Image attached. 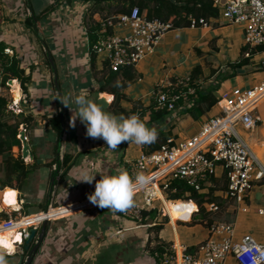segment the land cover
<instances>
[{"label": "crops", "instance_id": "0c3cea01", "mask_svg": "<svg viewBox=\"0 0 264 264\" xmlns=\"http://www.w3.org/2000/svg\"><path fill=\"white\" fill-rule=\"evenodd\" d=\"M109 3L97 4L94 0H68L65 6L67 8H65L62 6V0H17L16 9H23L24 12L26 8L27 11L31 12L32 10L34 15L38 16L36 19L33 18L34 24L36 21H39L37 23L40 26L42 24L46 39L39 31L36 33L38 38H33L34 32H31L33 29L27 26V19L23 21L21 19L22 22L6 21L5 18L0 19V42H4L6 47H11L14 50V56L21 60V65L25 67L27 73L32 77L30 96H27L21 85L24 94L22 108L23 113L34 115L35 122L33 126L28 127V144L21 142V146H16L14 152L16 156L21 154L26 163L40 165L32 173L22 190L19 188L14 189H17V206H5L3 204L6 189L12 188L0 189V213L6 212L12 218L13 212L21 208L22 213L27 214L25 212L27 206H31V202H34L36 206L41 207V210L30 213L29 219L27 220L26 218L25 221H29L31 218L35 219L44 214L43 212L45 211H50V217H54L48 223L47 236L31 264H157L155 261L157 259L156 253H164L168 249H172V247L179 254L183 247L187 248V252L194 253L200 243L209 235V228L206 223L208 220L203 221V218H200L198 214L194 216V213L198 211V205L193 200L191 202L183 201L184 204L191 205V213L188 217L182 218L177 215H170L169 212L168 215L163 207L158 206V209L155 204L154 208L151 209H154V213L156 211L155 217L151 215V212L148 218L145 219L144 217L141 223L124 217L122 212L94 206L88 200V195L95 191V183L102 178V174L112 175L119 171H127L131 175L129 163L137 159L146 150L145 145H136L128 142H122L117 150H111L104 140L87 137L86 127L79 119L76 121L75 128L70 126V118L73 115V111L57 99L59 96L67 94L75 96L81 90H84L88 97L98 104H101L99 102L100 98H106L109 105L104 107L105 110L109 113H116L112 105L115 95L109 92H99L100 88L105 85L104 79L113 72L110 71L108 63L107 67L104 66L103 60L105 57L103 55L97 54L98 56L93 62V54L90 51V48L98 38V31L105 17L109 18L116 15L114 14L116 3ZM47 6L50 9L45 12L44 9ZM0 10L2 16L4 11L1 7V0ZM40 11H44L42 15L39 13ZM53 13H56L55 19L48 21L46 19L47 16ZM142 13L146 14L145 11ZM221 13H223L222 9ZM29 18H32V16ZM40 21L42 22L41 24ZM164 21L172 23L170 20ZM210 25L211 27L209 28L190 29H188L189 27L175 28L174 26L173 30H177L180 33H184L187 30L198 32L199 44L207 43L206 47L210 46V51L211 49L220 51L223 60L222 64L218 63L216 65L212 64L210 60H203L201 64H194L190 69L188 66L184 67L188 59L183 56L181 62L177 66H173L166 60V56L161 53L165 50V46L168 43L170 31L163 37L155 53L142 60L136 69L124 68L121 72H118V81L121 80L126 84L120 90L121 93L126 95V98L121 101L123 108L126 111H131L137 105L139 109H147L156 102L154 93L159 83L162 81L173 82L187 75L192 77L193 70L198 66L201 67V71L198 70L200 73L197 78V82L200 84L199 87L203 91L208 88H216L219 101L223 93H233L236 90H246L258 85L245 86V74L249 75V73L255 72L253 69H258L261 65H264V52L258 53L252 59V63L255 65L244 66L238 70L236 76H232L233 69L231 64L240 61L241 57H250V51L243 55L242 49L245 46H249L250 49L255 48L246 43L244 26L233 23H225L224 26H221L222 24L216 20ZM92 26L97 28L94 31L96 40L93 44L89 34ZM221 31H224V36L227 35L229 40H234V46L237 47L238 53L233 50L231 56L230 53H226L220 48L223 41L226 40L222 36ZM124 32L123 30L117 31L120 34ZM84 40H86L85 52L82 49L79 50L77 46V43ZM40 41H42V51L45 52V55L40 52ZM186 41L190 42V35L186 36ZM172 48L173 46H170L168 51H171ZM204 49L195 47L192 53L190 50V53L194 55L195 50H199L200 53H196L201 57ZM14 56L12 58L7 56L6 58L11 61ZM219 61L220 59H218ZM225 65L226 69H224ZM160 68L168 70L164 76L165 78L156 74V70ZM262 68L260 67L259 70ZM207 70L211 72L212 76H215L214 79L208 80L209 83L211 82L208 88L205 87L207 81L205 73H207ZM135 79H139L141 84L147 79V86L143 85L138 89L140 96L135 95L137 92L131 86ZM156 82L158 83L156 84ZM192 86L196 89L195 95H191L189 103L180 101L177 104V112L174 116L167 118L161 123H150L148 113L144 118L145 124L149 128L155 127L157 130L165 128L166 131L171 129L172 124H175L176 127L173 129V134H175L174 140L176 141L191 137L188 136L191 128L195 127L193 131L196 134L209 117L220 113V105L218 101V104L212 109V111L218 109V112L213 115L203 116L199 120H195L192 116L185 114L184 111L193 106L194 99L197 97V88L193 85V81ZM109 87L112 86L109 85ZM262 100L257 105L255 112L262 118L257 129L250 131L244 127H239L238 132L242 139L249 144L258 162L264 166V100ZM57 114L63 117L61 118L63 125L62 137H59L52 130L49 123V119ZM198 124L200 126L196 128ZM66 154L72 156L74 166L66 174V177L61 180V176L65 171L64 158ZM131 155H134V157ZM51 161H53V164L48 165ZM56 166L62 167L59 176L55 178L56 184L54 182L52 189ZM86 172L96 175L95 180L91 184L77 181ZM218 173L221 177L224 175L222 169H219ZM225 183H227V179L223 178L219 185H209L211 188H216L213 196L220 202L224 201L220 197L221 194L218 193V190L219 188L223 190L221 187ZM207 190L208 187L204 191L207 192ZM247 196V202L245 203L248 204V212L238 213L236 210L233 211L231 207L224 209L223 205L225 203L221 205L218 200L205 202V207L209 203L218 202L221 208L218 213L208 211L206 208L210 216L217 218L216 220L227 219L233 221L236 226L239 214L252 212L250 207L252 203L258 205L256 209L258 215L259 209L264 207V181H255L253 191ZM80 202L88 204L84 208L75 209L76 211L57 212V210L74 206ZM134 202H142L141 193L135 195ZM157 202H160V200ZM170 202L174 204H180L181 202L182 204V201H169L167 204H171ZM160 205L162 206V204ZM9 210L12 213H9ZM166 215L169 216V219L166 218L164 220ZM1 218L2 216H0V220ZM42 224L38 226L39 231ZM11 232H18L19 234L17 235L19 239L16 242V249L13 252V254L17 253L19 257L14 261L9 259L8 264H18L20 256L24 254L25 248L21 243L24 237L20 233L19 226L10 229ZM243 235L244 233L238 234L236 228L235 240L240 239L241 241ZM37 240L38 235L34 239V243ZM158 245H163L164 249L162 251L159 250L157 248ZM107 253H110L111 256L107 255ZM105 254L108 257L107 259ZM24 255L26 260L28 254ZM227 264H236V261L234 258H230Z\"/></svg>", "mask_w": 264, "mask_h": 264}, {"label": "built area", "instance_id": "2783aa9c", "mask_svg": "<svg viewBox=\"0 0 264 264\" xmlns=\"http://www.w3.org/2000/svg\"><path fill=\"white\" fill-rule=\"evenodd\" d=\"M214 3L222 9L228 23L244 26L248 45H264V0H214ZM189 20L191 28L211 27L205 19L191 17ZM173 28L172 23L159 18L149 19L138 7H134L129 13L105 19L90 51L103 55L113 72H120L124 68L136 69L142 60L155 53L163 37ZM118 30L125 32L120 34L117 33ZM7 56H14L11 47H6L4 53L0 54V99H6L9 109L19 114L23 112L24 94L19 79L9 77L6 73L5 69L9 64ZM16 91L19 92L18 97L15 95ZM195 92L190 75L173 82L162 81L154 93L156 107L171 111L174 116L177 104L180 101L189 103ZM263 98L264 81L246 90L223 93L219 101L220 113L209 117L196 134L181 141L170 140L157 151L144 152L130 162L131 176L135 177L142 172L150 177V182L136 187L135 195L141 193L142 202H134L123 211L124 217L141 223L144 212L154 208L159 200L168 214L166 204L174 200H168L164 190L168 189L170 179L182 180L194 190L204 192V185H214V178L220 176L219 169L223 170L224 178L227 179L226 188L218 190L220 197L233 211L248 212L249 207L245 205L247 195L253 191L255 181H264V166L258 162L249 144L242 139L238 128L244 127L250 131L257 129L262 118L255 112ZM17 137L22 143L28 144L26 125L20 126ZM61 167H55L56 171L59 170L57 176ZM87 204L80 202L74 206L81 209ZM206 208L215 213L221 211L218 202L209 203ZM16 212L17 217L4 224L21 222L30 217L23 214L21 208ZM258 213L264 217V207ZM53 218L50 217L49 221ZM42 223V219L34 223H23L24 225L19 226L21 235L28 237L29 229ZM206 223L209 235L200 243L196 252L189 253L183 247V252L181 250L179 254L172 247L164 253H156L157 264H227L230 258H234L236 264H264V243L257 242L250 234L237 242L233 221L218 219Z\"/></svg>", "mask_w": 264, "mask_h": 264}, {"label": "trees", "instance_id": "16d2710c", "mask_svg": "<svg viewBox=\"0 0 264 264\" xmlns=\"http://www.w3.org/2000/svg\"><path fill=\"white\" fill-rule=\"evenodd\" d=\"M97 4H102L103 2H115V11L114 14L129 13L134 7H138L141 12L146 13L149 19L159 18L161 20H170L175 28L181 27H190V16H193L196 19H205L207 22L212 23L217 20L221 15V8L214 3V0H94ZM111 4V3H109ZM112 5V4H111ZM50 7H46L45 12L49 10ZM42 12L39 13L42 15ZM38 14V15H40ZM44 14V13H43ZM40 15V16H41ZM108 17H105L107 19ZM27 26L32 28L35 33H37V28L34 24L33 18L27 19ZM95 26H92L90 29V40L92 44L96 40L95 35ZM6 45L4 42H0V54L4 53ZM250 51V57H241L240 61L232 63L231 67L233 69L232 76L238 74V70L242 69L244 66L255 65L252 63V59L261 52H264V45L257 46L254 49H250L249 46H245L242 49L243 55ZM92 61L96 60L98 56L96 53H92ZM104 66L107 67V61L104 59ZM262 64V63H261ZM260 67H264L261 65ZM259 67V68H260ZM257 68V67H256ZM255 69L256 70H259ZM126 69V68H125ZM6 73L9 77L17 78L21 81L22 88L27 96H30V88L32 87L31 75L27 73V70L24 66L21 65V60L14 56V58L9 61V64L6 66ZM123 70V69H122ZM121 70V71H122ZM201 67L198 66L193 70L192 81L193 85L197 88V97L194 99V104L192 107L187 108L184 113L192 116L195 120L201 119L203 116L208 115L212 109L218 104V95L216 88H208L206 91L201 90L199 87L200 84L197 82L199 77V71ZM111 71V70H110ZM120 71V72H121ZM113 72V71H112ZM118 72H113L104 79V86L100 88L99 92H109L115 95L113 101V107L117 114L123 115L125 117L131 115H137L143 121L145 116L149 113L150 123H161L164 122L167 118L172 117V112L167 110L156 109V102L151 104L147 109H139L136 105L131 111H126L122 106V100L126 98L124 93H121L120 90L125 87L123 81H118ZM119 82V86H117ZM111 85L112 87H109ZM35 117L29 113H19L16 114L8 110V101L4 98L0 99V189L4 190L5 188H19L22 190L27 184L32 173L39 168L40 165L26 163L25 159L21 154L18 156L15 155L14 148L16 146H21V141L18 139L17 135L19 133V128L22 124L27 127L34 125ZM52 130L57 133L59 137H62L63 128L62 120L60 114L52 116L49 119ZM175 124L171 125V129L166 131L165 128L158 129V139L155 143L146 146V153H152L160 149L164 144L169 143L170 140L175 139V134H173V129ZM53 161L49 162L48 165H52ZM65 171L61 176V180L66 177V174L74 166L72 156L69 154L65 155L64 158ZM55 175V173H54ZM224 178V175L221 177L214 178V184L219 185ZM168 189L164 190V195L168 200L177 201H186L191 202L195 201L198 205V211L195 214L200 215L202 220H208L209 223L216 220L217 218L211 217L210 213L206 210L205 202L218 199L213 196L216 188H211L209 185L207 192H198L191 188L186 182L178 179L169 180ZM56 184V180H55ZM226 184H223L221 188H226ZM218 189V188H217ZM220 189V188H219ZM17 190V189H16ZM220 202V200H218ZM172 203V202H170ZM225 202H220L222 205ZM158 210V209H155ZM153 210H147L144 212L145 219L148 218V215L152 212V216L155 217ZM18 215V212H13V217L11 218L8 213L2 212L0 223L8 222L11 219H15ZM25 215H29L28 213ZM193 216V218H194ZM168 219V217H166ZM29 218H27L28 220ZM5 234V233H4ZM3 235V234H2ZM34 245V242L32 243ZM32 245V246H33ZM25 248V244L23 243ZM2 248V247H1ZM159 250H163L164 246L158 245ZM157 250V249H156ZM29 251L24 249V254H28ZM5 257H14L17 253L13 255L3 254ZM154 264V263H150Z\"/></svg>", "mask_w": 264, "mask_h": 264}, {"label": "clouds", "instance_id": "9594fccd", "mask_svg": "<svg viewBox=\"0 0 264 264\" xmlns=\"http://www.w3.org/2000/svg\"><path fill=\"white\" fill-rule=\"evenodd\" d=\"M57 99L73 111L70 118L71 127L75 128L79 119L86 127L87 137L104 140L111 150H117L122 142L150 145L158 139L157 129L149 128L137 115L125 117L111 114L102 104L90 99L84 90L78 95L67 94ZM95 178L96 175L86 172L77 181L91 184ZM149 182L150 177L142 172L137 173L135 177L127 171H119L112 175L102 174V178L95 183V191L88 195V200L101 209L123 212L133 205L136 187ZM0 264H7L3 254H0Z\"/></svg>", "mask_w": 264, "mask_h": 264}, {"label": "rangeland", "instance_id": "374dc122", "mask_svg": "<svg viewBox=\"0 0 264 264\" xmlns=\"http://www.w3.org/2000/svg\"><path fill=\"white\" fill-rule=\"evenodd\" d=\"M67 2H68V0H62V6L65 7ZM16 3H17V0H1V7H2V10L4 11V13L1 16L2 12L0 10V19L5 18L6 21H8V20L21 21V19H22V21H23V20L28 19L30 16H32V18H35V19L38 18V16L34 15V12L32 10L30 12L29 10L27 11L26 8H25L24 12H23V9H21V10L20 9H16L17 8L16 7ZM65 8H67V7H65ZM55 15H56V13L50 14L49 16H47L46 19H48V21L49 20L53 21V19H55ZM216 21H219V23L222 24L221 26H224L225 23H228L227 20L224 18L223 13H221L220 17ZM37 22H39V21H36V23H35L37 31H39V33H42V35L46 39V35H44V33H43L44 32V28L42 27V24H41L42 22L40 21L41 26ZM45 25H46V23H45ZM190 28L191 27H189L188 29H190ZM31 32H34L33 33V38H38L37 34L35 33L34 30L33 31L31 30ZM223 32L224 31H221V34H222L223 37L226 38V40L223 41V43L221 44L220 48L223 51H225L226 53H230L231 56L233 54V52H232L233 50H236V53H238L237 47L234 46L235 45L234 44V40H229V37L227 35L224 36ZM189 35H190V42H187L186 41V36H189ZM168 38L169 39H168L167 45L165 46V50L163 52H161V53L166 56V58H167L166 60L168 62H170L173 66H177L179 64V62H181V58L183 56H185L184 58L188 59L187 64H185L184 67L188 66L190 69L192 68V66L194 64H201L203 60H206V61L210 60V61H212V64H216V65L218 63L222 64V62H223L222 55H221L220 51H217V50L214 51L213 49H211V51H210V46L206 47L207 43L199 44L200 42H199L198 32H193L191 30H187L184 33H180L177 30H172L169 33V37ZM33 41L35 42V40H33ZM39 43L41 45L42 41H40ZM77 46H78L79 50L82 49V51L85 52L86 48H84V47H86V40H84L83 42L77 43ZM170 46H173V48H172L171 51H168V48ZM195 47L201 48V49L205 48L204 49V53H203V55L201 57H199L198 54H197V53H200L199 50H195L197 53L194 52V55H191V53H192V51H194ZM47 50H48V48H47ZM190 50H191V53H190ZM40 52L42 54L45 53L44 51H42V45L40 47ZM218 59H220L219 62H218ZM207 66H209V65H207ZM224 67H225L224 69H226V65ZM156 71H157L156 74L158 76L160 75V76L164 77L165 74H166V71H168V70L160 68L159 70H156ZM253 71H255V70L253 69ZM162 73H164V75H162ZM205 74H206L205 76L207 78L205 87L208 88L210 86V84H211V82L209 83L208 80L209 79H214L215 76H212L211 72L209 70H207V73H205ZM263 79H264V67L262 69H260V70H257L255 72H253V73H249V75L245 74L244 85L245 86H248V85L249 86H253V85H256V84L259 85L262 82ZM146 81H147V79H146ZM146 81L141 84V83H139V79H135L131 83V86L134 87V91L137 92L135 94L136 96L137 95L140 96L139 93H138V89L141 86H143V85L147 86ZM158 82H156V84ZM8 110L13 112L12 110L9 109V107H8ZM216 112H218V109L216 111H212L208 115H213ZM111 114L115 115L116 113L112 112ZM116 115L120 116L119 114H116ZM199 126H200V124L196 125V128H198ZM194 129H195V127L190 129V133L188 134V136H192L194 134V132H195V131H193ZM131 156L134 157V155H131ZM160 204H162V206ZM30 205L31 206H27V209L25 211L28 214L33 213V212H39L41 210V207L36 206L34 204V202H31ZM156 205H157V208H158V206L159 207H163V203L161 201L160 202H156ZM245 205L248 206L247 203H245ZM228 206L229 205L224 204L223 208L226 209ZM250 207L252 209L251 213H248V214L241 213L237 217L236 228L238 230V234L244 233V235L242 237H244L245 235L250 234L256 239L257 242L264 243V217L260 216V215H258L256 213V209H257L258 205H256L255 203H252V205H250ZM9 213H12V211L9 210ZM50 213L51 212L49 211L48 215H50ZM168 215L164 216V220L166 219V217H168V219H169ZM18 219H19V217H18ZM31 219H33V218H31ZM4 223L5 222L0 223L1 224L0 226H4ZM0 232H2V231H0ZM1 235L2 234H0V236ZM236 241L240 242V239H238ZM19 247H21V245H19ZM0 253L1 254H6V255L13 254V252H9L8 250H5V249H3L1 247H0ZM107 255L111 256L110 253H107ZM107 255L105 254L106 259L108 258ZM18 257H19V255L17 254V255H15L12 258L5 257V259H6L7 264H8L9 259L14 261Z\"/></svg>", "mask_w": 264, "mask_h": 264}, {"label": "bare ground", "instance_id": "6f19581e", "mask_svg": "<svg viewBox=\"0 0 264 264\" xmlns=\"http://www.w3.org/2000/svg\"><path fill=\"white\" fill-rule=\"evenodd\" d=\"M15 95L18 96L19 92L16 91ZM16 203H17V191L14 189H6L5 199L3 201V204L5 206H8V205H15ZM16 206H17V204H16ZM166 208H167V211L170 213V215H177V216H180L182 218H185L186 216L188 217L191 213V205L184 204L183 202H182V204H181V202H180V204H176V203L175 204L174 203L166 204ZM75 209H76L75 206H71V207H66V208L57 210V212L58 213H65L68 211H76ZM45 214H42V215L36 217L35 219H31L29 221L23 220L21 222L7 223V224H4V226H0V231H2V232H0V234H3L0 236V241H2V242H0V247H2L5 250H8L9 252H14L16 249V242H18L17 235H19V234H18V232H11L10 233V229H12L13 227H16V226L34 223L37 220H39L40 218H47V217L49 218V216H50V215H48L49 212L45 213ZM3 242H6L7 244L11 245V247L5 246V243H3Z\"/></svg>", "mask_w": 264, "mask_h": 264}, {"label": "water", "instance_id": "95a60500", "mask_svg": "<svg viewBox=\"0 0 264 264\" xmlns=\"http://www.w3.org/2000/svg\"><path fill=\"white\" fill-rule=\"evenodd\" d=\"M99 102L104 106V107H108L109 103L107 102L106 98H100ZM63 118V117H61ZM27 148V147H26ZM28 149V148H27ZM59 170H57L55 172V175L53 177V181H52V189L54 187V182H55V178L58 174ZM49 211H46L45 213H48ZM43 220V224L41 227V230L39 231L38 227H31L29 229V235L28 237L24 238V244H25V249L29 251L28 256L25 260V255L22 254L20 256V260L18 264H31L33 259L35 258L37 252L41 249L44 240L47 236V227H48V223H49V218H40L39 220ZM39 231V232H38ZM38 235V240L36 243H34V245L32 246V243L34 242V239L36 238V236ZM25 260V262H24Z\"/></svg>", "mask_w": 264, "mask_h": 264}, {"label": "snow or ice", "instance_id": "6c2138e0", "mask_svg": "<svg viewBox=\"0 0 264 264\" xmlns=\"http://www.w3.org/2000/svg\"><path fill=\"white\" fill-rule=\"evenodd\" d=\"M17 239H19V236H17ZM0 242H2V241H0ZM3 243H5V246L11 247V245L7 244L6 242H3Z\"/></svg>", "mask_w": 264, "mask_h": 264}]
</instances>
